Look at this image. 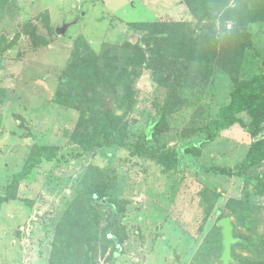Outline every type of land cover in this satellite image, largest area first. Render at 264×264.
Listing matches in <instances>:
<instances>
[{"label": "rangeland", "instance_id": "rangeland-1", "mask_svg": "<svg viewBox=\"0 0 264 264\" xmlns=\"http://www.w3.org/2000/svg\"><path fill=\"white\" fill-rule=\"evenodd\" d=\"M181 5L178 0H0V195L28 164L37 142L47 138L48 145L58 144L60 155L43 168L50 170L47 175L32 174L16 198L0 207V264H48L57 224L90 165L102 169L108 194L118 199L108 209L124 232L119 255H112L111 245L96 264H223L218 221L231 214L230 206L247 214L254 228L248 232L230 217L234 236L248 232L255 245L264 242V196L257 188L264 184V162L240 171L264 130L253 139L236 123L205 142L210 121L230 101L229 72L240 78L264 72V22L248 26L252 45L241 63L235 46L229 47L226 66L213 65L211 79L179 99H169L167 89L144 70L125 147L84 152L68 142L72 127L54 111L42 110L54 98L78 39L96 54L109 49L124 63L130 55L125 45L140 37L127 23L192 20ZM70 23L64 36L49 32ZM26 25L34 34H23ZM238 117L250 122L244 113ZM155 121L152 139L145 141ZM162 149L177 152L176 167L158 164ZM241 199L248 206L234 204ZM233 256L264 264V247L253 255L249 246H238Z\"/></svg>", "mask_w": 264, "mask_h": 264}, {"label": "trees", "instance_id": "trees-1", "mask_svg": "<svg viewBox=\"0 0 264 264\" xmlns=\"http://www.w3.org/2000/svg\"><path fill=\"white\" fill-rule=\"evenodd\" d=\"M181 3L192 20L127 23V27L140 37L125 45L130 55L124 63L109 49L96 54L84 39L76 41L54 98L48 108H42L54 111L62 117L65 126L72 127L69 143L93 154L103 148L129 145L126 141L129 117L135 105L137 81L144 70H150L153 81L167 89L169 99H179L198 83L211 79L213 65L226 66L229 47L235 46L240 56L238 64L241 63L245 50L252 45L248 26L264 22V0H181ZM49 32L55 34L53 28H49ZM23 34H34V31L26 25ZM229 74L232 76L230 101L210 121L205 137L207 143L236 123L242 124L253 139L264 130V72L245 78L238 77L234 70ZM242 113L248 116V124L238 117ZM156 126L157 121L151 124L143 137L145 141L152 139ZM46 142L44 138L34 145L28 164L13 175L5 194L0 195V207L16 198L20 185L32 174L49 173V169L43 171V168H51L60 155L58 144ZM135 146L141 148L139 143ZM141 150L149 152L143 147ZM156 159L165 168L176 167L179 161L177 152L167 149L160 150ZM263 162L264 137L252 142L240 171ZM104 177L102 169L95 165L86 169L80 187L57 224L48 264H96L98 254H104L111 245L115 246L112 255H119L117 246L122 243L124 232L120 231L118 220L108 209L118 199L108 194ZM257 188L260 196H264L261 181ZM234 204L248 206L242 199ZM255 207L261 209L262 206ZM229 210L231 214L226 217L234 218L235 225L236 221L244 223L246 230L253 233V223L247 214L236 211L234 206ZM232 226L234 236L236 226ZM248 232L234 236L239 241L231 246L229 264H251L250 258L244 261L234 258L233 252L238 246H249L253 255L264 247V242L255 245L256 239Z\"/></svg>", "mask_w": 264, "mask_h": 264}, {"label": "water", "instance_id": "water-1", "mask_svg": "<svg viewBox=\"0 0 264 264\" xmlns=\"http://www.w3.org/2000/svg\"><path fill=\"white\" fill-rule=\"evenodd\" d=\"M74 23L65 24L62 27L55 29V33L59 36H64ZM218 225L222 228L223 246L221 261L223 264H229L232 261L231 246L239 241L233 236V226L229 217H224L218 221Z\"/></svg>", "mask_w": 264, "mask_h": 264}, {"label": "crops", "instance_id": "crops-1", "mask_svg": "<svg viewBox=\"0 0 264 264\" xmlns=\"http://www.w3.org/2000/svg\"><path fill=\"white\" fill-rule=\"evenodd\" d=\"M178 2H180V3H181V1H180V0H178ZM181 4H182V3H181ZM181 6H182V8L185 10L186 14H187V15H189V16L191 17V15L189 14V12H188V10L186 9L185 5H184V4H182ZM191 18H192V17H191Z\"/></svg>", "mask_w": 264, "mask_h": 264}, {"label": "built area", "instance_id": "built-area-1", "mask_svg": "<svg viewBox=\"0 0 264 264\" xmlns=\"http://www.w3.org/2000/svg\"><path fill=\"white\" fill-rule=\"evenodd\" d=\"M25 262H27V260Z\"/></svg>", "mask_w": 264, "mask_h": 264}]
</instances>
